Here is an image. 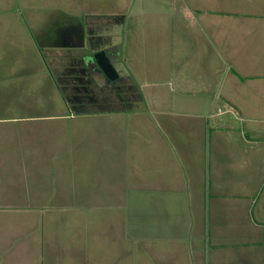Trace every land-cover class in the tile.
<instances>
[{
  "label": "crops",
  "instance_id": "1",
  "mask_svg": "<svg viewBox=\"0 0 264 264\" xmlns=\"http://www.w3.org/2000/svg\"><path fill=\"white\" fill-rule=\"evenodd\" d=\"M18 1L0 22V264H264V0ZM80 16L123 18L143 109L72 111Z\"/></svg>",
  "mask_w": 264,
  "mask_h": 264
},
{
  "label": "flooded vegetation",
  "instance_id": "2",
  "mask_svg": "<svg viewBox=\"0 0 264 264\" xmlns=\"http://www.w3.org/2000/svg\"><path fill=\"white\" fill-rule=\"evenodd\" d=\"M121 22L120 16H104L91 22H76L63 32L72 44L88 50L86 55L78 58V62L66 67L64 74L65 97L74 113L87 109L116 110L104 101L107 97L103 92L107 87L116 97V102L125 105L126 109L130 107L129 103L134 105L142 97L139 88L132 83L134 79L122 60L121 38L117 43V38L112 33L117 23ZM84 39L88 40V46L82 45ZM87 62L91 63L93 70L86 66Z\"/></svg>",
  "mask_w": 264,
  "mask_h": 264
},
{
  "label": "rangeland",
  "instance_id": "3",
  "mask_svg": "<svg viewBox=\"0 0 264 264\" xmlns=\"http://www.w3.org/2000/svg\"><path fill=\"white\" fill-rule=\"evenodd\" d=\"M43 1V0H42ZM51 1V0H50ZM33 2L34 3H38L39 2V0H33ZM8 9H7V12H6V14L5 15H2V17H0V22L3 24L4 22H5V19H7V22H10L11 21V18L14 16V13H15V11H14V8H15V0H8ZM16 5L18 6V7H23L24 6V2L22 3L20 0L18 1V2H16ZM71 7H75V4L74 5H71L70 4V6L68 7V8H71ZM53 11H55V13H51V11H49L48 13H46L47 14V16L48 17H50L49 19L50 20H53V21H49V20H47V21H49V22H53V23H57V21L59 20V19H63L64 18V20H59V23H65L66 21L68 22L69 20H71L72 22H75L76 21V19L74 20L73 18H69V17H65V16H62V15H58L57 13H60L61 11H58V12H56V10H53ZM34 14H36L35 16H34V19H39V18H45V15L46 14H37L36 13V11H34L33 12ZM81 18H79L80 19V21H81V23H86L87 21H89L90 22V20L91 19H93V18H90V17H88L87 19H86V17H83V16H80ZM121 20H123V18L121 17ZM60 21H62V22H60ZM36 25H37V23H35ZM47 23H40L39 25H37V27L39 28L37 31H35V34L36 35H38V39H39V36H40V38L42 39L41 41H44V42H46V41H51V42H54V41H60L59 39L60 38H57V37H55L56 36V32L58 31V28L55 26H52L53 24H48L47 26H45ZM52 26V27H51ZM49 27H51V32H49L48 33V35H46L45 34V32L42 30V28H49ZM61 27H63V26H61ZM64 27H65V25H64ZM40 31V32H39ZM60 33V32H59ZM50 34H52V35H50ZM58 36V35H57ZM59 37H61V38H63V36L62 35H60L59 34ZM19 39H22V38H20L19 37ZM23 39L24 40H26V38H25V36L23 37ZM128 41L127 40H125V44H123V47H122V50H123V54H124V57L125 58H127V57H129V54H128V52H127V50L128 49H130V46L128 45ZM89 44V43H88ZM82 50H85V49H82ZM137 52L138 53H136V54H138L139 55V57L140 58H142L143 56H144V52H143V48L142 47H139V49L137 50ZM143 52V53H142ZM122 56V55H121ZM124 57H122L123 58V62H124ZM128 59V58H127ZM105 60H107V59H105ZM104 60V61H105ZM125 63V62H124ZM128 66H127V68L129 69V72H130V75L133 77V75H132V70L130 69L131 68V66H129V64H127ZM150 65H154V67H155V65L156 64H150ZM86 66L88 67V68H90V69H92L93 70V68H91L92 66H91V63L90 62H87L86 63ZM146 67V65L145 64H143V63H141V68H139L140 70V72H139V76L141 77V78H143L142 76H144V77H146V75H145V72H144V69L143 68H145ZM135 67H137V66H135ZM146 69V68H145ZM103 72H104V70H103ZM136 74V73H135ZM136 76V75H135ZM186 78V80H187V77H186V75L183 77V79H185ZM102 79H103V81L102 82H104V77H103V75H102ZM146 79V78H145ZM159 87L158 86H149V87H146V89L145 88H143V90H144V94H145V98L147 99V101L148 102H150V98L151 97H153L151 94L152 93H156L155 92V90H157ZM192 88V86H190V87H188V88H183V89H191ZM153 89H155V90H153ZM195 90H196V88H192L191 90H190V92H195ZM158 91V90H157ZM143 92V91H142ZM104 94H105V96L107 97V99H105L104 101H106V103H108L109 104V107H112V108H114V107H118L119 105H118V103L116 102V97L114 96V94L112 93V92H110L109 91V87H107V88H105L104 89V92H103ZM151 93V94H150ZM154 95H156V97L158 96V94H154ZM175 97V96H174ZM155 101H157V98H156V100ZM154 105V104H153ZM151 109V108H150ZM157 110H159V109H157ZM151 111H152V109H151ZM155 111V110H154ZM121 113H123V114H127V111H122L121 110ZM153 113V112H152ZM82 115H85V114H81V116ZM153 116H155L157 119H159L160 117H162L163 115H160V114H155V113H153ZM86 122H84V124L86 125V124H88V125H92V122H90V121H93L94 122V120H93V118H90L89 117V119H87V120H85ZM72 125H73V133L75 134V131H76V125H78V122H72ZM80 130H81V128H79L78 129V134H80ZM207 142H208V136H207ZM234 176H236L234 179H235V181L236 182H240V174H239V172H235V174H234ZM116 216V215H115ZM119 217V216H118ZM117 223H119V222H115V224H117ZM122 223H120V225H121ZM121 228V226L119 227V229Z\"/></svg>",
  "mask_w": 264,
  "mask_h": 264
},
{
  "label": "water",
  "instance_id": "4",
  "mask_svg": "<svg viewBox=\"0 0 264 264\" xmlns=\"http://www.w3.org/2000/svg\"><path fill=\"white\" fill-rule=\"evenodd\" d=\"M121 27H122L121 23L120 24L117 23L116 29H113V31H112V33L117 38V43L120 42V38H121ZM120 64L123 65L121 62H120ZM123 69H124V67H123ZM132 83H135V82L133 81ZM135 87L137 88L136 85H135ZM144 107H145V104H144L143 98L140 97L139 101H137V102L134 103V106L132 107V109L138 110V109H143ZM91 112H99V110L88 109V110L82 111L81 113H91Z\"/></svg>",
  "mask_w": 264,
  "mask_h": 264
}]
</instances>
